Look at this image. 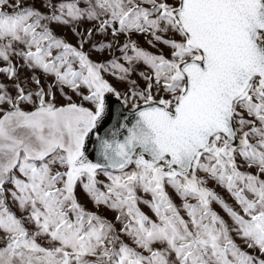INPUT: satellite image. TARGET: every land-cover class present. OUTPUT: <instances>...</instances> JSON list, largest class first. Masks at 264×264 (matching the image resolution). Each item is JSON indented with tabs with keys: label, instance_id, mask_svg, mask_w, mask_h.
<instances>
[{
	"label": "snow or ice",
	"instance_id": "obj_1",
	"mask_svg": "<svg viewBox=\"0 0 264 264\" xmlns=\"http://www.w3.org/2000/svg\"><path fill=\"white\" fill-rule=\"evenodd\" d=\"M0 264H264V0H0Z\"/></svg>",
	"mask_w": 264,
	"mask_h": 264
},
{
	"label": "rangeland",
	"instance_id": "obj_2",
	"mask_svg": "<svg viewBox=\"0 0 264 264\" xmlns=\"http://www.w3.org/2000/svg\"><path fill=\"white\" fill-rule=\"evenodd\" d=\"M211 186V185H210ZM216 191L223 197V198H225L226 199V201H228L229 203H231V200L227 197V194L226 193H224L221 189H219V188H217L216 189ZM81 200H82V202H83V197H81ZM177 203H178V201H177ZM89 207H90V205H89ZM215 207V210L216 211H218V212H220V214L221 215H224L223 214V212L218 208V207H216V206H214ZM144 211H148L146 208L144 209ZM226 218V217H225Z\"/></svg>",
	"mask_w": 264,
	"mask_h": 264
}]
</instances>
